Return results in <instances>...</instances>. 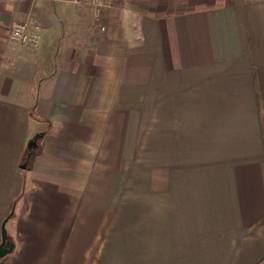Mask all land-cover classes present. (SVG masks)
<instances>
[{
  "label": "crops",
  "instance_id": "0c3cea01",
  "mask_svg": "<svg viewBox=\"0 0 264 264\" xmlns=\"http://www.w3.org/2000/svg\"><path fill=\"white\" fill-rule=\"evenodd\" d=\"M4 229L0 264H264V0L0 1Z\"/></svg>",
  "mask_w": 264,
  "mask_h": 264
},
{
  "label": "built area",
  "instance_id": "2783aa9c",
  "mask_svg": "<svg viewBox=\"0 0 264 264\" xmlns=\"http://www.w3.org/2000/svg\"><path fill=\"white\" fill-rule=\"evenodd\" d=\"M5 2L14 3L20 0H0ZM74 3H79L82 1H89L97 7L103 6H113L119 0H70ZM39 34L36 31H31L28 29V23L23 21H15L11 26L10 31V41L13 44H22L28 47H35L39 42Z\"/></svg>",
  "mask_w": 264,
  "mask_h": 264
},
{
  "label": "water",
  "instance_id": "95a60500",
  "mask_svg": "<svg viewBox=\"0 0 264 264\" xmlns=\"http://www.w3.org/2000/svg\"><path fill=\"white\" fill-rule=\"evenodd\" d=\"M23 167H26V164L23 165ZM3 242L0 245V257L4 256L5 254L9 253L11 251L10 248L6 247V234H5V229L3 230Z\"/></svg>",
  "mask_w": 264,
  "mask_h": 264
},
{
  "label": "trees",
  "instance_id": "16d2710c",
  "mask_svg": "<svg viewBox=\"0 0 264 264\" xmlns=\"http://www.w3.org/2000/svg\"><path fill=\"white\" fill-rule=\"evenodd\" d=\"M39 140V139H38ZM37 140V149H36V153L35 154H37V150H39V147H40V145H39V141ZM34 153H32V154H34Z\"/></svg>",
  "mask_w": 264,
  "mask_h": 264
},
{
  "label": "rangeland",
  "instance_id": "374dc122",
  "mask_svg": "<svg viewBox=\"0 0 264 264\" xmlns=\"http://www.w3.org/2000/svg\"><path fill=\"white\" fill-rule=\"evenodd\" d=\"M214 1V0H213ZM114 5H116V4H114ZM169 7V9H170V6H168Z\"/></svg>",
  "mask_w": 264,
  "mask_h": 264
}]
</instances>
